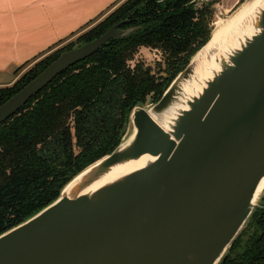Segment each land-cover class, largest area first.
<instances>
[{"label":"water","instance_id":"water-1","mask_svg":"<svg viewBox=\"0 0 264 264\" xmlns=\"http://www.w3.org/2000/svg\"><path fill=\"white\" fill-rule=\"evenodd\" d=\"M250 20L251 34L218 53L219 42L216 69L199 78L213 30L158 102L132 110L111 154L0 235V264H221L264 197V0ZM121 25L62 53L0 106V126L58 76L133 31Z\"/></svg>","mask_w":264,"mask_h":264},{"label":"trees","instance_id":"trees-1","mask_svg":"<svg viewBox=\"0 0 264 264\" xmlns=\"http://www.w3.org/2000/svg\"><path fill=\"white\" fill-rule=\"evenodd\" d=\"M214 5L126 0L76 42L52 49L12 86L0 87L1 106L62 53L115 24L133 29L58 76L0 126V235L55 202L76 175L119 146L132 110L158 102L209 41ZM142 48L162 52L165 66H132ZM260 205L221 264H264V197Z\"/></svg>","mask_w":264,"mask_h":264},{"label":"crops","instance_id":"crops-1","mask_svg":"<svg viewBox=\"0 0 264 264\" xmlns=\"http://www.w3.org/2000/svg\"><path fill=\"white\" fill-rule=\"evenodd\" d=\"M124 1L0 0V87L12 86L20 71L80 36Z\"/></svg>","mask_w":264,"mask_h":264},{"label":"bare ground","instance_id":"bare-ground-1","mask_svg":"<svg viewBox=\"0 0 264 264\" xmlns=\"http://www.w3.org/2000/svg\"><path fill=\"white\" fill-rule=\"evenodd\" d=\"M262 5V0H251L247 4L243 5L238 11L233 13L227 19H218L217 26L214 28V38L210 45L207 47L206 52L198 60V65L196 68V75L200 78H207L210 75V72L216 69V66H213L214 60V49L219 42L222 41L219 46L218 53L223 52L227 46L236 47L238 45V38H241L243 35L251 34V18L257 7ZM233 32V33H232ZM212 69L210 72L209 70ZM187 92L191 93L190 87H186ZM142 164L141 161L131 162L129 164L116 167L111 173H109L101 183H105L114 179L115 177L124 174L132 169L139 167ZM264 192V179L261 182L258 189V196Z\"/></svg>","mask_w":264,"mask_h":264},{"label":"rangeland","instance_id":"rangeland-1","mask_svg":"<svg viewBox=\"0 0 264 264\" xmlns=\"http://www.w3.org/2000/svg\"><path fill=\"white\" fill-rule=\"evenodd\" d=\"M201 1L207 2L209 0H201ZM210 1H212V0H210ZM214 1H215V5L213 7L214 8V13H213L214 15L212 17V25H211L213 30L217 26L216 23H217L218 19L229 18L241 6V4L243 2H245L246 0H214ZM107 16L108 15H106L103 19H105ZM101 21H99V22H101ZM99 22L94 23L87 30L91 29L93 26L97 25ZM78 37H76L72 41L65 43L64 45L60 46V48L66 46L69 43L76 42ZM57 49H59V48H57ZM137 62H142L146 66L152 67L155 72L159 71L160 66H163V67L165 66L164 65V56H163L162 52H160L158 50L147 49V48H142L137 53L134 61L131 64L134 65ZM33 64L28 69H26L24 71H20L19 73L21 74V76H23L25 74V72L28 71L33 66ZM150 105H148V106H150Z\"/></svg>","mask_w":264,"mask_h":264},{"label":"built area","instance_id":"built-area-1","mask_svg":"<svg viewBox=\"0 0 264 264\" xmlns=\"http://www.w3.org/2000/svg\"><path fill=\"white\" fill-rule=\"evenodd\" d=\"M133 66V65H132Z\"/></svg>","mask_w":264,"mask_h":264}]
</instances>
